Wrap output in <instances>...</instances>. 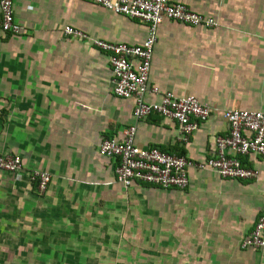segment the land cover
I'll use <instances>...</instances> for the list:
<instances>
[{
  "label": "crops",
  "instance_id": "1",
  "mask_svg": "<svg viewBox=\"0 0 264 264\" xmlns=\"http://www.w3.org/2000/svg\"><path fill=\"white\" fill-rule=\"evenodd\" d=\"M170 1L217 22L207 30L169 20L157 27L147 83L210 108L183 144L169 120H134L133 100L111 93L105 55L62 32L70 26L94 39L139 44L143 23L85 0H13L21 32L0 33V154L22 165L17 176L0 172V264H96L99 257L84 251L114 250L110 232L101 244V219L110 220L104 232L117 217L128 240L140 242L141 264H264V247L239 248L264 211L260 157H237L254 179L191 168L184 190H163L122 187L113 175L117 161L97 152L100 139H121L134 125L137 147L203 161L214 137L227 132L225 110L264 112V0ZM33 171L49 177L42 192L28 181Z\"/></svg>",
  "mask_w": 264,
  "mask_h": 264
},
{
  "label": "built area",
  "instance_id": "2",
  "mask_svg": "<svg viewBox=\"0 0 264 264\" xmlns=\"http://www.w3.org/2000/svg\"><path fill=\"white\" fill-rule=\"evenodd\" d=\"M102 9L137 20L145 25V37L139 44L112 43L89 37L81 30L65 26L64 35L87 42L105 55L110 71L111 93L120 99H132L131 116L141 120L150 115L169 120L176 125V140L186 143L190 135L210 116V108L193 95L175 96L160 92L147 83L157 27L163 20L183 26L213 29L214 18L190 10L186 5L170 0H85ZM21 27L14 21L13 0H0V33L18 35ZM157 97L146 101L145 96ZM1 114V111H0ZM222 118L227 132L213 139V154L203 161H192L184 156L172 155L156 147L141 149L134 144L135 126L123 128L122 138L103 137L97 152L106 159L117 161L113 169L114 180L126 188L132 184L148 185L163 190H184L188 185L187 171L191 168L211 171L226 180H251L256 172L240 165L238 156L256 155L264 161V112L238 109L225 110ZM21 160L12 154H0V172L17 176ZM28 181L38 192L49 183L46 173L33 171ZM264 247V211L251 231L244 236L240 249Z\"/></svg>",
  "mask_w": 264,
  "mask_h": 264
},
{
  "label": "rangeland",
  "instance_id": "3",
  "mask_svg": "<svg viewBox=\"0 0 264 264\" xmlns=\"http://www.w3.org/2000/svg\"><path fill=\"white\" fill-rule=\"evenodd\" d=\"M101 244L103 243V238L104 235L108 232H110V238L112 235H114L117 238V244L114 245V250H106V249H101L99 250H85V256L87 258L86 254H90L92 256H98L99 258H94V260L98 263L96 264H141L142 257H141V249H140V242L139 241H134L131 242L128 240L125 234V226H124V218L122 217H117L115 220H112V225L111 229L107 228L104 232L103 231V226L104 224L106 225L108 220L107 218L101 219ZM116 221L115 224H113ZM111 231H114L113 234H111ZM105 245V244H104ZM90 256V257H92ZM89 257V258H90ZM144 261V260H143ZM142 261V262H143Z\"/></svg>",
  "mask_w": 264,
  "mask_h": 264
}]
</instances>
